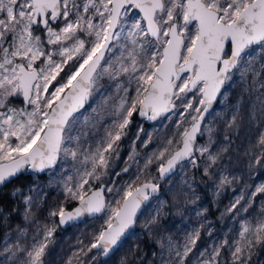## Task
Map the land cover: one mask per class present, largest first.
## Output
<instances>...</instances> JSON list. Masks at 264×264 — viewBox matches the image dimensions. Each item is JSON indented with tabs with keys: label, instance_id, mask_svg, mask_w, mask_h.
I'll use <instances>...</instances> for the list:
<instances>
[{
	"label": "snow or ice",
	"instance_id": "snow-or-ice-1",
	"mask_svg": "<svg viewBox=\"0 0 264 264\" xmlns=\"http://www.w3.org/2000/svg\"><path fill=\"white\" fill-rule=\"evenodd\" d=\"M236 85L239 94L223 121L225 141L245 117L264 128V0H0V192L29 168L44 172L71 159L76 182H65L64 189L67 198L79 201L71 209L50 211L58 222L45 224L44 239L31 249L5 241L3 264H45L55 227L85 216L100 215L104 222L87 243L80 241L73 255L78 259L82 253L87 260L78 264L118 251L137 224L141 205L160 190L151 180L137 183L139 174L121 187H108L115 182L103 179L134 116L156 121L179 109L195 113H188L190 126L181 127L185 112H179L176 147L166 139L168 146L153 156L162 161L160 179L182 161L199 168V157H204L203 175L211 179L210 168L227 147L217 143L215 126L201 125L215 111L214 103L229 102ZM87 108L92 116L85 115ZM205 133L206 142L198 145V134ZM150 142V136L141 140L145 147ZM254 147L259 149L255 162L264 164V131ZM137 155L133 149L128 160ZM153 162L147 158L144 167ZM130 167L126 164L122 172ZM90 181L100 183L93 187ZM231 183L220 176L216 187ZM23 189L0 196V223L9 222L21 200L28 219L41 194L25 196ZM105 193L114 199L107 202ZM257 196L264 201V183L247 199L241 192L226 212H248ZM156 222L152 217L149 224ZM238 236L210 252L196 247L198 230L188 235L182 250L171 238L160 239L159 264H250L254 248L264 247V207L255 226L245 219ZM226 246L230 260L222 257ZM120 264L129 262L122 257Z\"/></svg>",
	"mask_w": 264,
	"mask_h": 264
},
{
	"label": "rangeland",
	"instance_id": "rangeland-1",
	"mask_svg": "<svg viewBox=\"0 0 264 264\" xmlns=\"http://www.w3.org/2000/svg\"><path fill=\"white\" fill-rule=\"evenodd\" d=\"M239 88L240 85H236L230 90L228 94L229 102L221 104L216 103L214 107L215 111L211 112L206 118L207 122L202 124V129L208 126H215L218 130L216 133L217 143L227 147V151L221 153V158L218 160L217 164L210 168V171L214 173L213 177L211 179L207 177V193L208 196H210L211 202L216 207L217 204L224 199V204L218 212L217 219L212 221L207 214L208 204L197 189L196 181L193 180V167L188 164V162L181 167L179 166L178 172L175 173L177 174L176 177H174V175L171 176L162 185L163 193L153 195L150 198L148 206L139 216L138 220H141V223L138 227V232L135 233V235H131V238H134L135 241L145 236L148 238V243L151 245L142 264H159V254L162 251L160 243L158 242L160 239L166 241L168 238H171L182 250V245L185 243L188 235L198 230L200 232V239L197 241L196 247L201 251L207 249L210 252L214 245L218 246L225 239L230 243L239 239L238 233L241 230V225L245 223V219L253 226L261 219V208L264 207V201L260 200L259 196L253 200L252 207L249 208L248 212L240 211L235 215L231 212H226V208L235 201V198L239 196L241 192L245 193V199H247V193L254 191L255 187L260 183H264V164H257L255 162L256 159L259 158V149L254 147L259 132L264 131V128H260L258 123H248L245 117L240 121V126L237 129L228 131L230 139L228 141L223 139L225 134L223 121L230 118V113L232 111L231 104L235 102L239 94ZM189 95L191 96V94ZM198 98L197 96L195 99ZM195 99L192 101L194 104ZM181 111L185 112L184 122L181 124V127L190 126L189 122L191 117L188 115V113H191L190 109L175 110L168 115L169 118H161L147 129H143L142 125L138 124L137 127L128 134V142L124 145L126 150L125 159H127V151L129 155H132L133 149H137L139 150L138 152L141 153V157L135 159L132 164L136 165L141 161L142 164H144L148 157L153 156L154 153H159L164 147L168 146L166 144V139H173V146H176L178 143V130L176 124L181 123L179 116V112ZM191 114L195 115V113ZM85 115H93L90 108L85 110ZM138 128L143 129V131L139 132L140 139H136ZM149 136L151 137V142L145 147L141 144V140L147 141ZM199 136L200 140L197 144H204L207 140V133L203 136ZM213 147L215 148L216 145ZM196 156L199 157L198 152ZM197 162L200 163L203 173L204 157H199ZM160 163L161 162H159V164ZM116 172L118 171H115V173ZM140 172L141 169L135 174L134 178H136V175L140 174ZM70 176L73 177L72 180L68 179ZM220 176H227L232 183L230 185L226 184L221 189H217L216 185L219 184ZM65 182H67L69 186H73L76 182V168L73 167L71 159L63 164L58 162L55 169L47 170L45 172V178L42 180H35L34 184L30 187L32 191L25 189L24 194L25 196H37V193H40L41 195L37 196L35 204L39 205L49 197L48 190L51 189L55 191L56 195L59 194L66 197L67 194L64 189ZM184 186L189 189L188 201L184 202L178 198L176 201H171L168 194L170 198L175 199L171 194L174 192L175 187ZM109 199L111 201L114 199L113 194H111ZM170 202L173 203L171 210L172 215L166 222H163L161 216L163 215L164 207ZM243 203L244 200L241 201V204ZM19 206L24 216V224L21 226L23 238H20V236L14 237L12 235H6L3 238L2 241L4 243L0 245V264H3L4 261L5 254L3 249L5 241H7L9 245H16L19 243L22 248L31 249L33 244L44 239L42 231L44 225L47 224L48 226H52L54 223H57V219L51 217L49 214V218L46 222H44V219L34 218L31 210L28 219L25 220L26 206L22 200L19 201ZM33 207L35 206L33 205ZM237 208H239V205H237ZM152 217L156 218L157 222L155 224H149L150 218ZM98 218L103 221L101 217ZM86 226L87 224L80 228H73V230L64 232L61 235H55L54 231L58 227L56 226L53 235L49 238L45 256H53V260L60 264H67L69 259L72 260V264H78V259L79 261L87 260V257L83 256L82 253L78 259L73 255L79 252L80 247H82L80 244L81 240L87 243L91 239L93 233L98 231H89V236L86 238L83 235V228ZM209 232L211 235H209ZM18 238L23 242H19L20 239ZM221 251L224 252L225 258L230 260L227 246L221 249ZM89 255H91V253ZM122 257L123 255H118L116 259L120 261ZM97 258L101 259L100 255H98ZM97 258L95 261H89V264H104L100 263ZM9 264H12V262H9ZM118 264L120 263L118 262ZM250 264H264V247L257 245L254 248Z\"/></svg>",
	"mask_w": 264,
	"mask_h": 264
},
{
	"label": "trees",
	"instance_id": "trees-1",
	"mask_svg": "<svg viewBox=\"0 0 264 264\" xmlns=\"http://www.w3.org/2000/svg\"><path fill=\"white\" fill-rule=\"evenodd\" d=\"M138 124H141L143 129H147L151 126V125H148L145 121L139 120L137 116H134L133 124L129 126L128 134L133 129H135ZM128 134L125 137H123L122 140L119 142L120 148H119L118 158L111 161L110 168H109V174L103 177L104 181L106 182L107 181L115 182V185H113L112 183L107 184L108 187L126 186L128 184L127 182H129L130 180L134 181L136 179L134 178V176L139 171V169H141V172L139 174L140 181H137V183H141L146 180H151L152 182L157 181V165L159 164V162H162V161L155 159L154 156H150L148 158H153L154 162L151 165H149L147 168L144 167L146 161L144 162V164H142V161H141L138 164L133 165L132 162H134L135 160L134 161L128 160V157L130 156L128 151H127V159H125L126 150L124 148V145L128 142V139H127L129 136ZM199 140H200V136H198L197 142ZM171 147L174 148L176 146L172 145ZM138 151L139 150L135 149V152L138 153V155L135 156V159L141 157V153ZM186 163L187 161L183 162L179 166L181 167L182 165H185ZM197 163L200 165L199 162ZM126 164L131 165L128 173L122 172V169L126 166ZM115 171H118L120 175L119 176L113 175ZM177 172H178V169L175 173ZM193 173H194L193 180L196 181L195 183L197 185V189L201 193V196H203L205 200L207 201V204H208L207 214L209 215L210 220L215 221L218 217L219 210L222 208L224 204L223 203L224 199L221 200V202L218 203L217 206L215 207V205L210 200V196H208L207 177L203 175L201 166L199 168L193 167ZM176 175L177 174H174V177H176ZM44 178H45V173L41 175L24 174L19 179L14 180L11 184H9L6 188H4L3 192H0V196L6 197V194L11 192L13 188H17L20 186H24L23 190L29 189V186L31 187L34 184L35 180H42ZM90 183L93 185V187H95L100 182L90 181ZM85 187L87 188L88 186L86 185ZM48 191H49L48 193L49 197L45 201H43V203L39 205H34L35 207L31 209L32 216L34 218L44 219V222H46L47 219L49 218L48 214L50 213V210L52 209L55 210L58 206L70 208L77 202V200H71L70 198H67V196L65 197L64 195H59V194L56 195L53 189L48 190ZM162 193H163V186H161L158 194H162ZM105 194H106V201L111 202L109 198L112 193H105ZM171 194L175 198V199L170 198V195L168 194V197L171 201H174V200L176 201V199L178 198L186 202L188 201L187 199L189 198V189L185 186L175 187L174 192ZM4 203L9 208L13 207L12 201L10 199L5 198ZM172 204L173 203L170 202L169 204L165 205L163 215L161 216V219L163 220V222H166L171 217ZM16 205L18 206L17 211L12 213L9 219V222L6 225L3 223H0V245H3L4 242L2 240L6 235L7 236L12 235L14 237L20 236V238H23V235H21V233H23L21 230L22 229L21 226L24 224L23 222L24 216H23V212L20 210L19 201L16 202ZM55 218L57 219V217ZM140 223H141V220L140 221L138 220L137 224L135 225V231L133 233L134 235L135 233L138 232L139 230L138 227ZM85 224H87V226L83 228L84 230L83 235L87 238L89 236V231L93 232V231L98 230L102 226L103 221L98 217L92 218V219H84L80 223L73 225L66 230H63L58 226L55 229L54 234L61 235L64 232H69L73 230V228H80L84 226ZM19 242H23V241L20 239ZM150 248H151V245L148 243L147 237L143 236L137 241H135L134 238L129 237L128 239L125 240L123 246L120 247V249L116 251L108 260L104 261L99 258H97V260L100 263H104V264H118V262L120 263V261L116 259V256L123 255V257L129 262V264H142V262L144 261L145 255L146 253L149 252ZM130 250L132 253H135V255L130 254ZM221 253H222V257L225 258L224 252L221 251ZM43 259L45 261V264H60L59 262L53 260V256L46 255L43 257Z\"/></svg>",
	"mask_w": 264,
	"mask_h": 264
},
{
	"label": "water",
	"instance_id": "water-1",
	"mask_svg": "<svg viewBox=\"0 0 264 264\" xmlns=\"http://www.w3.org/2000/svg\"><path fill=\"white\" fill-rule=\"evenodd\" d=\"M215 105H216V103H214L213 108L215 107ZM169 114H170V113H169ZM169 114H168V115H169ZM208 115H209V114H208ZM208 115H207V116H208ZM207 116H206V118H207ZM137 117H138V116H137ZM161 118H163V117H161ZM161 118H158L156 121H149V120H146V119H144V118H140V117H138L139 120H141V121H145L148 125H153V124H155V123H156L159 119H161ZM202 124H203V123H202ZM201 127H202V125H201ZM198 136H199V134H198ZM198 136H197V139H198ZM183 162H186V161H182L181 163H183ZM179 165H180V164H178V165L176 166V168H175L171 173L167 174L163 179H160V177H159V172L157 171V181L154 182V183H158V184L160 185V188H161L162 184H163L167 179H169V178L175 173V171L177 170V168H178ZM47 170H49V169H46L44 172H32L31 169L29 168V171H28L26 174L41 175V174L45 173ZM159 191H160V190H159ZM159 191H158L157 193H151L150 196H149V199H150L153 195L158 194ZM105 199H106V194H105ZM78 204H79V201H77L72 207H70V208H66V209H71V208H73L74 206H78ZM148 204H149V200L145 201V202L141 205V208H140V210H139L138 213H137V220H138L140 214L142 213V211L148 206ZM97 217H100V215H98ZM92 218H96V217H87V216H85V217H81L80 219H78V220H76V221L70 222V223L67 224V225H63V226H59V225H58V226H59L61 229L66 230V229H68L69 227H71V226H73V225H76V224L80 223V222H81L82 220H84V219H92ZM57 222H58V217H57ZM134 228H135V226H134ZM133 233H134V229L130 230V233L128 234L127 238H129ZM94 251H95V250H94ZM113 254H114V253H113ZM113 254H110L108 257H105V256H103V255H100V257H101L102 260H107V259H109Z\"/></svg>",
	"mask_w": 264,
	"mask_h": 264
},
{
	"label": "bare ground",
	"instance_id": "bare-ground-1",
	"mask_svg": "<svg viewBox=\"0 0 264 264\" xmlns=\"http://www.w3.org/2000/svg\"><path fill=\"white\" fill-rule=\"evenodd\" d=\"M105 261V260H104Z\"/></svg>",
	"mask_w": 264,
	"mask_h": 264
}]
</instances>
